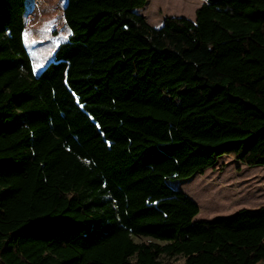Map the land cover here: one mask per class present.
<instances>
[{"label": "trees", "instance_id": "obj_1", "mask_svg": "<svg viewBox=\"0 0 264 264\" xmlns=\"http://www.w3.org/2000/svg\"><path fill=\"white\" fill-rule=\"evenodd\" d=\"M25 1L0 0V264H244L235 247H264V206L195 220L171 183L222 156L264 167V0L159 27L148 0H67L71 35L38 74L55 41L33 35L34 61ZM116 130L145 145L143 172L101 158Z\"/></svg>", "mask_w": 264, "mask_h": 264}, {"label": "rangeland", "instance_id": "obj_2", "mask_svg": "<svg viewBox=\"0 0 264 264\" xmlns=\"http://www.w3.org/2000/svg\"><path fill=\"white\" fill-rule=\"evenodd\" d=\"M66 1H25L24 22L28 26L27 33H30L26 37L28 45L33 43L32 37L36 33L40 34L41 39L55 41V45L48 50L51 52L50 55L33 67L35 74H38L54 59V53L59 44L65 42L69 37L70 29L64 19ZM190 1L194 4H190ZM205 2L206 0H148L146 5L137 11L146 18L151 26L159 27L165 17L193 19L195 10ZM53 8L63 10L61 29L49 27V15ZM30 51L34 61L41 59L42 51H39V46L30 45ZM101 139L104 147L102 146L101 154H99L108 164L112 173L124 178L128 175H137L146 169L143 165L147 150L136 136L116 130L109 135L102 134ZM97 146L99 145H95V147ZM171 183L174 189L185 193L199 206V213L195 216V220H212L218 216L231 215L241 208L264 206V167L246 166L228 156L220 157L213 167L203 173ZM134 239L137 242L153 240L149 237H134ZM235 250L244 264H264V247L262 245L246 248L235 247Z\"/></svg>", "mask_w": 264, "mask_h": 264}, {"label": "snow or ice", "instance_id": "obj_3", "mask_svg": "<svg viewBox=\"0 0 264 264\" xmlns=\"http://www.w3.org/2000/svg\"><path fill=\"white\" fill-rule=\"evenodd\" d=\"M69 35H71V32H70V30H69V33H68ZM28 35H30V33H25V36L27 37ZM64 39H67V37H64Z\"/></svg>", "mask_w": 264, "mask_h": 264}, {"label": "bare ground", "instance_id": "obj_4", "mask_svg": "<svg viewBox=\"0 0 264 264\" xmlns=\"http://www.w3.org/2000/svg\"><path fill=\"white\" fill-rule=\"evenodd\" d=\"M184 1H186V0H184ZM189 3H190V4H194V2H192V1H190Z\"/></svg>", "mask_w": 264, "mask_h": 264}, {"label": "crops", "instance_id": "obj_5", "mask_svg": "<svg viewBox=\"0 0 264 264\" xmlns=\"http://www.w3.org/2000/svg\"><path fill=\"white\" fill-rule=\"evenodd\" d=\"M195 219V218H194Z\"/></svg>", "mask_w": 264, "mask_h": 264}]
</instances>
